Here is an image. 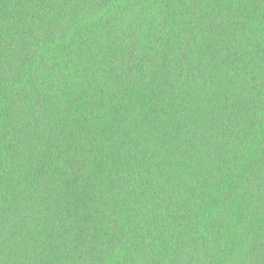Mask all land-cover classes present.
I'll return each mask as SVG.
<instances>
[{
    "label": "trees",
    "instance_id": "obj_1",
    "mask_svg": "<svg viewBox=\"0 0 264 264\" xmlns=\"http://www.w3.org/2000/svg\"><path fill=\"white\" fill-rule=\"evenodd\" d=\"M0 264H264V0H0Z\"/></svg>",
    "mask_w": 264,
    "mask_h": 264
}]
</instances>
